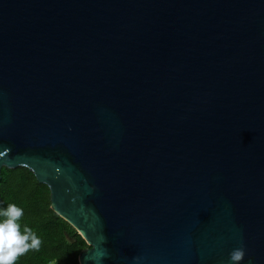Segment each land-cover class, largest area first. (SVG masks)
Returning a JSON list of instances; mask_svg holds the SVG:
<instances>
[{"label": "water", "instance_id": "water-1", "mask_svg": "<svg viewBox=\"0 0 264 264\" xmlns=\"http://www.w3.org/2000/svg\"><path fill=\"white\" fill-rule=\"evenodd\" d=\"M78 264H264V0H0V169Z\"/></svg>", "mask_w": 264, "mask_h": 264}, {"label": "trees", "instance_id": "trees-1", "mask_svg": "<svg viewBox=\"0 0 264 264\" xmlns=\"http://www.w3.org/2000/svg\"><path fill=\"white\" fill-rule=\"evenodd\" d=\"M9 203L23 209L21 232L25 226L32 228L42 242L39 251L29 250L16 264H78V253L88 246L50 210L48 188L25 167L0 169V210Z\"/></svg>", "mask_w": 264, "mask_h": 264}, {"label": "clouds", "instance_id": "clouds-1", "mask_svg": "<svg viewBox=\"0 0 264 264\" xmlns=\"http://www.w3.org/2000/svg\"><path fill=\"white\" fill-rule=\"evenodd\" d=\"M23 209L14 203H9L0 210V264H16L19 257L29 250L39 251L41 240L32 228L25 226L23 233L19 221ZM245 256L243 246L229 253L230 264H240Z\"/></svg>", "mask_w": 264, "mask_h": 264}]
</instances>
